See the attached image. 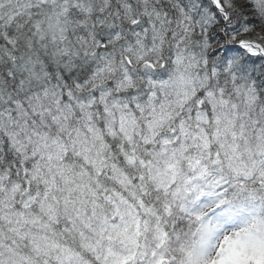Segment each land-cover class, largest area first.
I'll use <instances>...</instances> for the list:
<instances>
[{
	"label": "snow or ice",
	"instance_id": "snow-or-ice-1",
	"mask_svg": "<svg viewBox=\"0 0 264 264\" xmlns=\"http://www.w3.org/2000/svg\"><path fill=\"white\" fill-rule=\"evenodd\" d=\"M0 264H264V0H0Z\"/></svg>",
	"mask_w": 264,
	"mask_h": 264
}]
</instances>
